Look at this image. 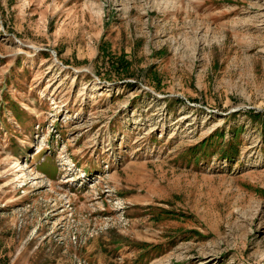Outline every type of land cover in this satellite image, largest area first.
I'll list each match as a JSON object with an SVG mask.
<instances>
[{
	"label": "rangeland",
	"instance_id": "rangeland-1",
	"mask_svg": "<svg viewBox=\"0 0 264 264\" xmlns=\"http://www.w3.org/2000/svg\"><path fill=\"white\" fill-rule=\"evenodd\" d=\"M0 264H264V0H0Z\"/></svg>",
	"mask_w": 264,
	"mask_h": 264
},
{
	"label": "trees",
	"instance_id": "trees-1",
	"mask_svg": "<svg viewBox=\"0 0 264 264\" xmlns=\"http://www.w3.org/2000/svg\"><path fill=\"white\" fill-rule=\"evenodd\" d=\"M106 62L108 63L110 69L113 70L116 76H133V74L129 72L130 63L127 59H125L123 55H120L119 57L107 56Z\"/></svg>",
	"mask_w": 264,
	"mask_h": 264
}]
</instances>
